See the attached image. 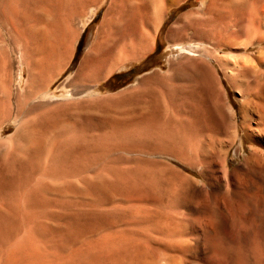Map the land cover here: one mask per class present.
<instances>
[{
	"label": "rangeland",
	"instance_id": "1",
	"mask_svg": "<svg viewBox=\"0 0 264 264\" xmlns=\"http://www.w3.org/2000/svg\"><path fill=\"white\" fill-rule=\"evenodd\" d=\"M263 8L264 0H0V264H121V259L138 264L139 258L134 260L122 242L138 245L151 258L178 256L159 244L151 245L154 254L149 239L161 228L189 226L194 215L183 208L172 211L165 202L159 207L137 201L143 186L164 201L172 187L154 186L158 157L129 153L119 129L113 137L103 135L133 109L110 101L127 94L144 76L167 71L170 62L185 61L180 45L210 44L211 31L233 32L240 22H263ZM97 47L107 62L130 56L106 75L91 76L84 82L87 90L76 93L71 79ZM29 72L44 76L43 87H49L51 96L27 93ZM218 76L237 108L235 90L220 69ZM193 83L186 91L199 93L201 83ZM202 108L207 110L204 103ZM30 114L44 116L46 122L26 146H18L12 138L17 121L32 118ZM76 129L96 139L80 141L62 156L60 143ZM211 134L217 141L227 138L222 132ZM228 159L230 167L240 160L234 148ZM168 161L187 175L195 174L185 162L174 157ZM173 215L179 218L171 219ZM224 233L226 243L242 241L245 235L238 221L228 222ZM201 257L193 259L199 262Z\"/></svg>",
	"mask_w": 264,
	"mask_h": 264
},
{
	"label": "bare ground",
	"instance_id": "2",
	"mask_svg": "<svg viewBox=\"0 0 264 264\" xmlns=\"http://www.w3.org/2000/svg\"><path fill=\"white\" fill-rule=\"evenodd\" d=\"M261 22L260 19L240 22L238 30L233 32L211 31L208 37L210 44L180 45L179 49L187 54L185 61L170 62L167 71L144 76L127 94L110 101L113 106L124 103L133 109L126 113L127 117L112 122L111 129L102 132L103 135L113 137L119 129L125 141V150L129 153L137 150L158 157L154 186L157 189L165 184L172 187L170 199L165 198L167 201H164L161 195L148 192L149 185L143 186L137 201L159 207L165 206V202L172 211L183 208L191 210L194 215L189 223L185 222L189 226L184 223L179 229L169 226L157 228L156 235H150V248L147 247L150 251H154V244H159L163 249L178 252V256L167 253L166 257L159 255L151 258V254L141 251L138 245L129 246L122 242V247L131 250L133 259L139 258L138 264H264V30H260L264 20ZM241 36H245L246 40L237 41ZM145 48H149V44H145ZM103 55L97 47L81 61L70 83L76 93L87 90L84 82L91 76L106 75L130 56L126 53L107 62ZM218 68L235 90L237 108L223 89ZM43 79L41 73L29 72L27 93L51 96L49 87H43ZM191 81L193 84L196 81L201 83L199 93L186 91L185 87ZM203 103L206 111L202 108ZM24 117L22 121H17L12 136L18 146L19 143L26 146L40 124L46 122L44 116ZM86 131L76 129L69 139L60 143L62 156L78 142L88 143L95 138L94 134L89 135ZM215 131L224 133L227 138L217 141L211 134ZM245 139L249 142L243 153ZM213 148L217 153L212 151ZM233 148L234 157L240 160L230 167L228 157ZM172 157L188 164L195 174L187 175L177 169L168 161ZM174 217L179 218L173 215L171 219ZM231 221H238L244 229L242 241L224 242V226ZM203 255L206 256L202 258ZM197 257H201L199 262L195 260ZM120 263L123 264L122 259Z\"/></svg>",
	"mask_w": 264,
	"mask_h": 264
}]
</instances>
